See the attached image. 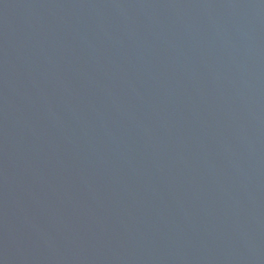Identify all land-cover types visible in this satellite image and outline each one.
<instances>
[{
	"label": "water",
	"instance_id": "1",
	"mask_svg": "<svg viewBox=\"0 0 264 264\" xmlns=\"http://www.w3.org/2000/svg\"><path fill=\"white\" fill-rule=\"evenodd\" d=\"M0 264H264V0H0Z\"/></svg>",
	"mask_w": 264,
	"mask_h": 264
}]
</instances>
